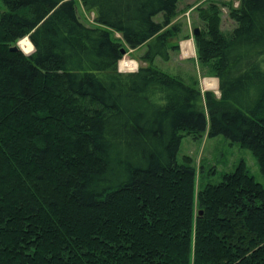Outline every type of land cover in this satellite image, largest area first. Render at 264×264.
I'll use <instances>...</instances> for the list:
<instances>
[{"label": "trees", "instance_id": "trees-1", "mask_svg": "<svg viewBox=\"0 0 264 264\" xmlns=\"http://www.w3.org/2000/svg\"><path fill=\"white\" fill-rule=\"evenodd\" d=\"M2 1L0 264H264V183L242 161L199 189L177 159L223 135L264 174V0L198 9L220 98L152 64L180 49L182 0H80L95 26L77 0ZM142 46L151 65L120 71Z\"/></svg>", "mask_w": 264, "mask_h": 264}, {"label": "rangeland", "instance_id": "rangeland-1", "mask_svg": "<svg viewBox=\"0 0 264 264\" xmlns=\"http://www.w3.org/2000/svg\"><path fill=\"white\" fill-rule=\"evenodd\" d=\"M213 1L217 0H184L180 4L179 15L173 23L180 24L182 30L178 36L171 39V43L179 44L180 49L177 51L171 50L170 60L166 61L158 57L152 64L173 75L181 76L190 83H195L203 94L206 91H212L216 98H220L219 80L213 70L199 60L194 34L196 28L201 31L204 26V23L199 18V7L207 6ZM227 2L234 3L235 7L240 4V0ZM76 5L78 16L83 22L88 25H97L93 11L86 10L80 0H77ZM7 9L6 4L0 0V16ZM222 9L221 28L225 32H229L236 26V22L230 17L228 7H223ZM156 19L161 20V16H157ZM114 37H120V34L114 33ZM26 38L31 42L29 37ZM21 41L22 39L17 44L20 45ZM144 47L146 46L137 49L127 47L126 54L120 61L119 68L125 72H130L138 70L141 66L151 65L150 62L143 59ZM33 51H25L26 53H24L29 55ZM125 64H129L130 67H124ZM215 84L218 86L216 89L214 87ZM186 157L192 158L191 164L197 169V186L199 189L204 188L209 183H219L222 181L224 173L233 171L242 161L246 162L249 172L256 180L264 183V174L252 150L243 146L240 142L231 141L223 135L215 137L205 135L202 139L184 135L177 155L178 162L185 163Z\"/></svg>", "mask_w": 264, "mask_h": 264}, {"label": "water", "instance_id": "water-1", "mask_svg": "<svg viewBox=\"0 0 264 264\" xmlns=\"http://www.w3.org/2000/svg\"><path fill=\"white\" fill-rule=\"evenodd\" d=\"M199 33H200V29H199V28H196L195 31H194V34L197 35V34H199ZM34 49H35V46H34ZM11 50H13V51L21 50V51L25 52V51L20 47L19 44L12 46V47H11ZM25 53H26V52H25ZM123 53L126 54V49H123ZM119 64H120V63H119ZM119 70L122 71V72H125L124 70H122V69H120V68H119ZM134 71H137V70H134ZM130 72H133V71H130ZM217 79H218V78H217ZM218 80H219V79H218ZM200 213H202V211H200Z\"/></svg>", "mask_w": 264, "mask_h": 264}, {"label": "bare ground", "instance_id": "bare-ground-1", "mask_svg": "<svg viewBox=\"0 0 264 264\" xmlns=\"http://www.w3.org/2000/svg\"><path fill=\"white\" fill-rule=\"evenodd\" d=\"M31 43H32V42H31ZM32 45H33V44H32ZM32 48H33L32 50H34V45L32 46ZM124 67H130V65H129V64H125ZM217 84H218V83H217ZM217 84H215V86H214L215 89L218 87Z\"/></svg>", "mask_w": 264, "mask_h": 264}, {"label": "crops", "instance_id": "crops-1", "mask_svg": "<svg viewBox=\"0 0 264 264\" xmlns=\"http://www.w3.org/2000/svg\"><path fill=\"white\" fill-rule=\"evenodd\" d=\"M227 1H230V0H227ZM184 2V0H182L181 2H180V4L181 3H183ZM180 6V5H179ZM145 51H146V47H144V52H143V54L145 53Z\"/></svg>", "mask_w": 264, "mask_h": 264}]
</instances>
